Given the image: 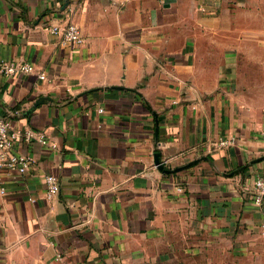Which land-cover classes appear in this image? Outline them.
Masks as SVG:
<instances>
[{"label": "crops", "instance_id": "1", "mask_svg": "<svg viewBox=\"0 0 264 264\" xmlns=\"http://www.w3.org/2000/svg\"><path fill=\"white\" fill-rule=\"evenodd\" d=\"M0 61L34 66L0 116L48 141L14 146L0 264H264V0H0Z\"/></svg>", "mask_w": 264, "mask_h": 264}, {"label": "built area", "instance_id": "2", "mask_svg": "<svg viewBox=\"0 0 264 264\" xmlns=\"http://www.w3.org/2000/svg\"><path fill=\"white\" fill-rule=\"evenodd\" d=\"M51 32L59 37L62 46H79L84 41L80 28L68 22L63 26H54ZM34 70V66L30 63H13L0 61V73L5 75H13L16 73H29ZM39 77L44 79L45 74L40 73ZM103 112V109L99 110ZM21 131L14 127L13 120L0 116V191L6 192V183L8 181H17L20 177L26 175L35 167L36 161L33 157L16 153L14 146L20 139ZM26 140L32 141L36 138L43 144H48L44 133L35 132L26 129L24 133ZM264 139V130L262 132ZM222 145L227 141H221ZM48 193L50 195L57 194L60 191V182L56 175L49 174L45 176ZM254 203L261 207L264 203V176L257 177L252 185Z\"/></svg>", "mask_w": 264, "mask_h": 264}, {"label": "water", "instance_id": "3", "mask_svg": "<svg viewBox=\"0 0 264 264\" xmlns=\"http://www.w3.org/2000/svg\"><path fill=\"white\" fill-rule=\"evenodd\" d=\"M47 100H50V99H48V98H46V97H41L40 99H38V101L35 103V105L29 110V111H27V114H29V113H31L35 108H36V106L37 105H39V104H41V103H44V102H46ZM158 132V131H157ZM155 164L158 166V168L160 169V170H162L163 172H165V173H172V172H175V171H177V170H180V168H177V169H170V168H167L166 167V163L164 162V161H162V159H161V154H160V152H157L156 154H155ZM182 168H185V167H181V169Z\"/></svg>", "mask_w": 264, "mask_h": 264}]
</instances>
